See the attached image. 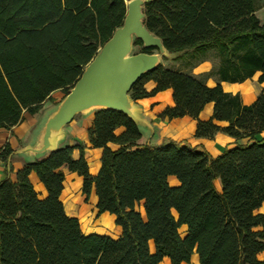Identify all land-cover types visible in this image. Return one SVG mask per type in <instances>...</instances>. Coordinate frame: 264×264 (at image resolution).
Masks as SVG:
<instances>
[{"label": "trees", "instance_id": "obj_1", "mask_svg": "<svg viewBox=\"0 0 264 264\" xmlns=\"http://www.w3.org/2000/svg\"><path fill=\"white\" fill-rule=\"evenodd\" d=\"M261 4L147 1L144 23L169 51L180 52L172 60L184 53L195 59L212 49L217 61L203 75L161 63L129 90L138 100L170 88L173 104L158 118L187 116L196 120L197 138L222 132L248 142L216 156L171 141L150 146L124 114L97 110L87 129L90 146L101 148L95 175L78 141L24 164L14 179L0 180V264H158L165 257L182 264L193 254L198 264H264V215L257 211L264 201V138H254L264 129V20L255 14ZM124 14L125 0H0V128L10 129L24 112L55 101L53 91L64 94ZM257 71L263 86L249 104L220 85ZM207 77L215 85H207ZM208 103L211 116L201 120L198 114ZM10 151L5 143L0 160ZM63 168L81 176L86 199L93 188L98 215H114L116 238L84 234L78 219L66 214ZM31 172L44 196L30 182Z\"/></svg>", "mask_w": 264, "mask_h": 264}, {"label": "water", "instance_id": "obj_2", "mask_svg": "<svg viewBox=\"0 0 264 264\" xmlns=\"http://www.w3.org/2000/svg\"><path fill=\"white\" fill-rule=\"evenodd\" d=\"M147 1L125 0L121 24L114 27L62 97L40 109L26 140L11 149L3 161L4 177L10 172L13 158L29 164L45 157L65 144L66 126L76 115L87 117L100 109L124 114L141 133L143 143L155 146L156 128L129 90L142 74L180 52L169 51L161 38L146 27L144 5ZM136 40L140 41L141 48H152L151 51H135Z\"/></svg>", "mask_w": 264, "mask_h": 264}, {"label": "crops", "instance_id": "obj_3", "mask_svg": "<svg viewBox=\"0 0 264 264\" xmlns=\"http://www.w3.org/2000/svg\"><path fill=\"white\" fill-rule=\"evenodd\" d=\"M259 1H261L262 4L256 9L255 14L260 21H263L264 0ZM204 59L205 60H202V62H198L191 67L190 70L192 71V73L203 75L210 71L214 59ZM258 75L259 72L257 71L250 78H247L242 82L220 81V85L227 92L238 93L241 101L244 102V104L251 103L263 86V84L258 81ZM215 83V78H206L207 85L213 86L215 85ZM57 91L58 90H55L51 93V96L55 99V101L51 102L49 100H45L41 108L59 100L56 99L54 95V92ZM136 101L142 106L144 113L149 116L152 124L156 128L157 135L154 140L155 145H158L165 141H171L178 145H185L193 147L195 149L205 150L211 156H216L220 154L225 147H231L236 143L243 144L250 140L249 137L235 139L222 132H217L213 136V138H197L194 136L196 125L195 119L187 116L176 117L170 120L158 118V112H160L166 105L173 104L170 88L159 91L152 96L140 98ZM40 109L33 114L24 112L23 119L18 124L12 126L10 129L0 128V149L5 143H7L11 149H15L21 142L25 141L30 133V130L35 125L38 119ZM211 113L212 105L211 103H208L199 112L198 118L201 120L208 119L211 116ZM92 115L93 114L87 117L76 115L70 121V123L66 126L67 137L65 144L74 145L78 141L83 144V155L87 160L89 173L91 175H95L100 166L101 148H92L88 140L87 129L91 124ZM120 130L121 129H117V132H119ZM254 138H264V129L257 133ZM141 142L143 143L142 137ZM108 146L112 149L117 147V145L112 143H109ZM78 155V149H73L72 156L76 158L78 157ZM23 165L24 164L21 159L13 158L11 160L12 171L9 172L8 176L14 179V171L18 168H21ZM63 173V189L60 198L63 202L66 214L78 219L80 228L84 234L108 235L112 238H116L119 234V228L114 224L115 217L113 214H110L108 212H103L99 215L97 214L95 207L97 197L94 194L93 188L86 200L85 196L81 192V176H79L75 172L68 171L66 168H63ZM4 176V165L3 161L0 160V180L4 178ZM29 180L32 183L34 189L40 194V196H44L46 194L43 184L38 180V177L34 172H31L29 174ZM257 211L263 213L264 215V201L257 209ZM180 228L182 230V233H184L185 226H181ZM194 256L196 257V255L193 254L191 260ZM259 258L264 259V252L260 253Z\"/></svg>", "mask_w": 264, "mask_h": 264}, {"label": "rangeland", "instance_id": "obj_4", "mask_svg": "<svg viewBox=\"0 0 264 264\" xmlns=\"http://www.w3.org/2000/svg\"><path fill=\"white\" fill-rule=\"evenodd\" d=\"M135 51H139L140 50V46L136 45L135 46ZM198 59H201L200 62H202V60H205L203 58H211V59H214V61L216 62L217 61V57L215 55V52L214 50L210 49L208 50L207 52H205L204 54H199ZM197 58L195 59H189L188 58V53H184L179 59L177 60H167V59H163L162 60V64L164 66H167V67H171V68H178V69H181V70H186V69H189L191 68V62H195L197 60ZM192 72V71H191ZM195 74V73H194ZM54 95H55V98L56 99H60L63 95L62 91L58 90L57 92H54ZM52 97V96H51ZM53 98V97H52ZM251 102V101H250ZM244 103V102H242ZM245 104H249V103H245ZM92 166V165H91ZM96 174V173H95ZM87 200V199H86ZM182 230L180 229V232ZM196 257L194 256L193 259L189 262V264H196ZM159 264H169V260L168 258H164L162 261L159 262Z\"/></svg>", "mask_w": 264, "mask_h": 264}, {"label": "bare ground", "instance_id": "obj_5", "mask_svg": "<svg viewBox=\"0 0 264 264\" xmlns=\"http://www.w3.org/2000/svg\"><path fill=\"white\" fill-rule=\"evenodd\" d=\"M150 243H151V241H150Z\"/></svg>", "mask_w": 264, "mask_h": 264}]
</instances>
